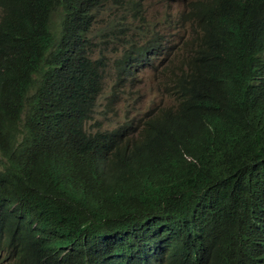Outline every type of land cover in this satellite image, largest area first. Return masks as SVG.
<instances>
[{"label": "trees", "instance_id": "trees-1", "mask_svg": "<svg viewBox=\"0 0 264 264\" xmlns=\"http://www.w3.org/2000/svg\"><path fill=\"white\" fill-rule=\"evenodd\" d=\"M0 7L4 261L263 264L264 0L190 1L181 46L136 0ZM156 55L167 105L104 129L112 100L87 131L105 69L126 88Z\"/></svg>", "mask_w": 264, "mask_h": 264}, {"label": "rangeland", "instance_id": "rangeland-1", "mask_svg": "<svg viewBox=\"0 0 264 264\" xmlns=\"http://www.w3.org/2000/svg\"><path fill=\"white\" fill-rule=\"evenodd\" d=\"M143 4V12L140 14L148 20L151 26H157V31H160L164 38H170L174 45L181 46L183 38H188L193 31V25L187 22L179 15L187 7L192 0H173L170 6H167L169 0H136ZM114 5L106 6L99 10L97 21L110 17H121V14H115ZM131 13L128 14L130 18ZM131 20V19H129ZM166 44V43H165ZM169 43L165 45L167 47ZM109 60H113L112 54H107ZM119 57V56H118ZM117 57V58H118ZM94 59H101V55L96 53ZM169 57L154 56L151 61L145 65L137 67L132 79H126V88L121 85L120 88H115L116 73L113 66L105 69L104 83L105 88L97 102V109L94 115V120L87 123L85 128L89 132L98 130L100 122L107 105L113 103L114 110L103 122L104 129H111L119 123L125 121L126 118H134L142 116L151 108L163 107L167 105V94L165 92L164 83L166 80V72L168 70ZM130 80L132 83L130 84ZM120 89V91H118ZM117 91V97H113ZM0 264H11L9 261H4L0 257Z\"/></svg>", "mask_w": 264, "mask_h": 264}, {"label": "clouds", "instance_id": "clouds-1", "mask_svg": "<svg viewBox=\"0 0 264 264\" xmlns=\"http://www.w3.org/2000/svg\"><path fill=\"white\" fill-rule=\"evenodd\" d=\"M172 1L173 0H169L167 6H170ZM113 8H114V10H117V7L115 5L113 6ZM6 15H7V12L3 14L2 7H0V25L4 22ZM261 252H263V251H261ZM259 254H261V253H259ZM263 264H264V261H263Z\"/></svg>", "mask_w": 264, "mask_h": 264}]
</instances>
